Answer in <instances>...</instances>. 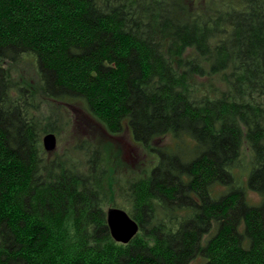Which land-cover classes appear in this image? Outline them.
I'll list each match as a JSON object with an SVG mask.
<instances>
[{
  "label": "trees",
  "instance_id": "obj_1",
  "mask_svg": "<svg viewBox=\"0 0 264 264\" xmlns=\"http://www.w3.org/2000/svg\"><path fill=\"white\" fill-rule=\"evenodd\" d=\"M38 93L128 128L147 177L111 205L104 148L43 147ZM0 264H264V0H0Z\"/></svg>",
  "mask_w": 264,
  "mask_h": 264
},
{
  "label": "rangeland",
  "instance_id": "obj_2",
  "mask_svg": "<svg viewBox=\"0 0 264 264\" xmlns=\"http://www.w3.org/2000/svg\"><path fill=\"white\" fill-rule=\"evenodd\" d=\"M195 1L199 0H191L192 4ZM202 2H205V0H202ZM20 72L22 77L30 82L33 87L36 77L30 66L23 65ZM36 101L41 108V113L46 117V122L50 121L51 123L50 126L47 125L43 138L48 134H52L56 138V148L49 152V155L56 154L60 156L73 146H79L78 144L81 141L100 145L104 148L108 166L105 188H107L111 205L121 202L119 196L120 185H126L124 186L126 188L129 183H134L135 179L139 177L145 179L147 177L148 169L154 165L155 156L143 149L139 143L134 142L128 128L124 129L122 134L111 135L86 112L80 103L68 105L55 103L47 98H42L39 93ZM153 145L154 147H171L174 145V141L168 134L157 140V143H153ZM246 175L247 171L243 172V179ZM247 192L251 198H249L250 201H259V197L249 189H247ZM111 208L113 207L108 209Z\"/></svg>",
  "mask_w": 264,
  "mask_h": 264
},
{
  "label": "water",
  "instance_id": "obj_3",
  "mask_svg": "<svg viewBox=\"0 0 264 264\" xmlns=\"http://www.w3.org/2000/svg\"><path fill=\"white\" fill-rule=\"evenodd\" d=\"M56 138L48 134L43 138V147L47 152L55 150ZM106 221L108 222L109 231L115 242L128 244L129 241L139 232L137 222L121 209H108Z\"/></svg>",
  "mask_w": 264,
  "mask_h": 264
}]
</instances>
